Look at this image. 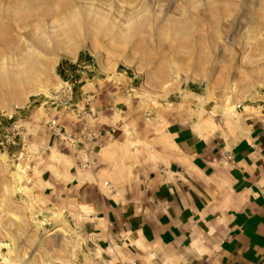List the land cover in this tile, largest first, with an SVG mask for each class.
<instances>
[{
    "label": "rangeland",
    "instance_id": "374dc122",
    "mask_svg": "<svg viewBox=\"0 0 264 264\" xmlns=\"http://www.w3.org/2000/svg\"><path fill=\"white\" fill-rule=\"evenodd\" d=\"M0 52V264H129L89 240L113 187L109 140L77 157L84 126L137 121L115 154L156 160L171 120L264 118V0H0Z\"/></svg>",
    "mask_w": 264,
    "mask_h": 264
},
{
    "label": "crops",
    "instance_id": "0c3cea01",
    "mask_svg": "<svg viewBox=\"0 0 264 264\" xmlns=\"http://www.w3.org/2000/svg\"><path fill=\"white\" fill-rule=\"evenodd\" d=\"M182 118L165 127L171 148L156 160L115 154L125 126L139 122L95 126L109 141L94 173L109 172L113 189L90 215L89 240L114 241L126 263L264 264V118L244 115L234 133ZM152 130L143 127L140 140L150 142Z\"/></svg>",
    "mask_w": 264,
    "mask_h": 264
},
{
    "label": "built area",
    "instance_id": "2783aa9c",
    "mask_svg": "<svg viewBox=\"0 0 264 264\" xmlns=\"http://www.w3.org/2000/svg\"><path fill=\"white\" fill-rule=\"evenodd\" d=\"M58 96H54L53 98H50L51 101L54 103L56 101ZM58 106H55V110L57 109ZM242 107L241 104L237 105V109H240ZM56 115V114H55ZM53 115L52 120L50 121V126L56 127L59 121V117H56ZM58 128V127H57ZM59 130H62V127H59ZM84 132L78 134H74L73 140L76 141V143L79 146V151H78V159L82 161L81 163L83 164L84 167H87L90 165L89 162V157L91 156L90 152L91 149L102 145L104 142V137H105V131L101 128L94 127L92 129H88L87 126H84L83 128ZM84 157L87 158L84 160ZM104 185L109 186V182L105 181ZM129 264H138L137 260L131 261Z\"/></svg>",
    "mask_w": 264,
    "mask_h": 264
},
{
    "label": "bare ground",
    "instance_id": "6f19581e",
    "mask_svg": "<svg viewBox=\"0 0 264 264\" xmlns=\"http://www.w3.org/2000/svg\"><path fill=\"white\" fill-rule=\"evenodd\" d=\"M52 37H54L55 38V36H53V35H51ZM57 37V36H56ZM58 39V38H57ZM1 53V52H0Z\"/></svg>",
    "mask_w": 264,
    "mask_h": 264
}]
</instances>
